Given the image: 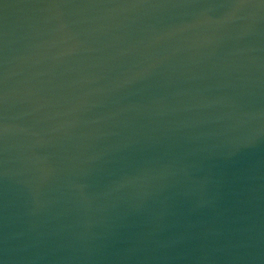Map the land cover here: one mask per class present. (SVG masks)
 <instances>
[{
	"label": "water",
	"instance_id": "1",
	"mask_svg": "<svg viewBox=\"0 0 264 264\" xmlns=\"http://www.w3.org/2000/svg\"><path fill=\"white\" fill-rule=\"evenodd\" d=\"M0 264H264V0H0Z\"/></svg>",
	"mask_w": 264,
	"mask_h": 264
}]
</instances>
